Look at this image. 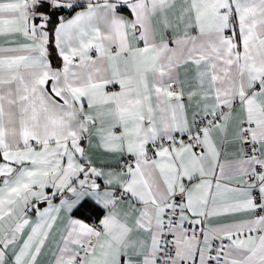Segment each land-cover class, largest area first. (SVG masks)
<instances>
[{
	"label": "snow or ice",
	"instance_id": "1",
	"mask_svg": "<svg viewBox=\"0 0 264 264\" xmlns=\"http://www.w3.org/2000/svg\"><path fill=\"white\" fill-rule=\"evenodd\" d=\"M0 264H264V0H0Z\"/></svg>",
	"mask_w": 264,
	"mask_h": 264
}]
</instances>
